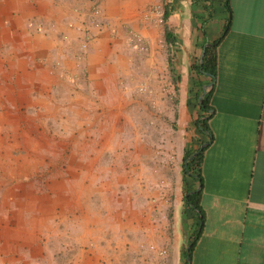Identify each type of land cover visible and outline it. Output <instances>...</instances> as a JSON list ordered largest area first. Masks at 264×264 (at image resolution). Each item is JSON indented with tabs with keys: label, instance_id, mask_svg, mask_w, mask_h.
Wrapping results in <instances>:
<instances>
[{
	"label": "crops",
	"instance_id": "0c3cea01",
	"mask_svg": "<svg viewBox=\"0 0 264 264\" xmlns=\"http://www.w3.org/2000/svg\"><path fill=\"white\" fill-rule=\"evenodd\" d=\"M95 4L98 25L91 21ZM159 8L170 12L164 24ZM81 25L93 36L84 54ZM134 32L146 50L131 47ZM217 40L210 139L196 121L212 84L194 63ZM140 82L152 85L150 102L160 103L161 113L135 92ZM162 85H176V92L160 95ZM45 100L62 118L58 128L67 130L71 116L86 119V127L79 120V129L69 128L78 134L70 144L77 171L71 188L59 184L39 211L30 200L23 209L16 203L13 220L0 221V264H186L196 227L184 201L189 188L201 191L204 212L190 264H264V0H0V115L19 114L14 104L25 101L22 117H30V105ZM164 114L181 130L176 149L168 141L166 156L157 157L153 143L136 146L128 159L133 168L121 167L118 157L110 173L106 166L92 172L102 145L92 156L91 131H115L110 116L141 129L147 119L159 125ZM207 141L201 183L183 163ZM174 152L175 161L168 157ZM169 195L170 221L157 216L164 202L146 201Z\"/></svg>",
	"mask_w": 264,
	"mask_h": 264
},
{
	"label": "rangeland",
	"instance_id": "374dc122",
	"mask_svg": "<svg viewBox=\"0 0 264 264\" xmlns=\"http://www.w3.org/2000/svg\"><path fill=\"white\" fill-rule=\"evenodd\" d=\"M164 22L160 24H164ZM167 54L170 61L172 58L171 53L167 52ZM171 86L162 85L159 94L170 95V91L175 93L176 85H174L173 90H170ZM210 87L206 86L208 90ZM152 88L149 82H140L137 84L135 92L142 94L143 98L148 100L149 110L152 108L156 110L157 108L161 113L162 106L160 103L157 107L155 102H150L151 95L155 93ZM160 99H164V97L160 98L159 96V101ZM46 103L47 106H45ZM5 104L12 107L9 105L10 103L6 102ZM27 106L28 103L25 101H16L14 107L20 109L19 114H14L17 113L15 110L13 114L6 111L4 116L0 115V221L13 220L11 216L14 213L16 203L23 209L24 205L28 207V200H30L32 208L39 211L42 207L39 202H42L43 198L48 199L53 196V190L55 191L59 184L63 182L66 183L67 189L71 188V176H75L77 171V165H71L70 158L74 150L70 144H72V141H76L78 134L69 128L79 129V120H82L83 123L81 124L86 127V123H84L86 119L76 115L66 118L69 127L66 130L64 127L58 128L59 121L62 118L58 115L59 113L56 114L57 111L52 110L53 105L50 101L45 100L44 105L41 104L40 106L37 103L30 105V117H22L27 112L21 109H25ZM171 118L169 115L164 114L159 118V125L156 124L155 126L152 125L155 121L147 119L140 129L138 124L136 127L124 125L123 117L110 116L108 124L115 131L110 132L108 129L104 133L93 131L90 133V138L94 141L93 147L89 150L93 151L92 156L95 153L98 154L99 149H97V146L100 148L102 145V157H98L96 164H91L92 172L98 171L101 166H106L107 173H110L109 168L113 166L114 159H118V157L123 160L121 167L123 166L126 170L133 168L134 165L130 166L128 159L136 153V146L140 149L139 146H151L153 143L155 145L153 146L155 156L157 157L165 155L166 147L164 148V146H166V142H171V148L176 149L178 144H173L176 142L181 130L170 125L172 123ZM89 119L92 120V117ZM132 120L135 122V118H132ZM152 126L153 128H150ZM60 139L64 142L62 148L56 147L55 143L57 141L59 144ZM79 150L81 153V149ZM168 157H172L175 161L176 153H171ZM93 159L94 157H92ZM169 163L173 164V161H169ZM122 172L125 173V169H122ZM169 175L172 176V173H169ZM94 182L99 184L98 180ZM159 186H163V181H160ZM164 186L168 187V185ZM23 194H25V197H23ZM162 197L156 199L154 196H148L146 201L151 205L158 206H161L160 203L164 202L162 204L165 210L157 208V216L170 221L173 219L174 196ZM149 247L152 248L151 245Z\"/></svg>",
	"mask_w": 264,
	"mask_h": 264
},
{
	"label": "trees",
	"instance_id": "16d2710c",
	"mask_svg": "<svg viewBox=\"0 0 264 264\" xmlns=\"http://www.w3.org/2000/svg\"><path fill=\"white\" fill-rule=\"evenodd\" d=\"M169 10L166 8L165 10V18L169 15ZM168 39L171 38V34L167 32ZM171 40V39H170ZM219 40L213 42L212 45L208 46L206 48L205 56L203 58L202 63H194L195 71L198 75H208L211 80L212 88L206 93L205 97L200 101V109L204 112V114L199 115L196 125L199 127V130L203 134H208L210 139H212V132L209 127V118L211 117V110L212 107L210 106V100L211 95L214 89V82L217 76V46H218ZM172 60L170 59V65H172ZM203 92V89L201 90V93ZM209 142H202L200 148L192 152H187L186 156L184 157V163H183V170L186 175H190L191 177L197 176L199 178V182H203V177L201 174L202 169V163L204 158V152L206 149V145ZM195 153V154H194ZM192 189H188L186 193L184 194V201L186 205L189 206L191 210H193L196 213V218L193 222V224L196 225L195 231L192 235V239L189 243V247L185 251V257L187 260V263H189L188 259L191 260L192 252L194 245L197 241V238L200 235V230L202 229L203 222H204V212L200 205L199 199L201 191H196L194 193H191Z\"/></svg>",
	"mask_w": 264,
	"mask_h": 264
},
{
	"label": "built area",
	"instance_id": "2783aa9c",
	"mask_svg": "<svg viewBox=\"0 0 264 264\" xmlns=\"http://www.w3.org/2000/svg\"><path fill=\"white\" fill-rule=\"evenodd\" d=\"M155 11V10H153ZM157 19L159 23H163L165 21V9L159 8L158 10ZM102 16V11L100 9L99 4H95L93 9L91 10V21L94 24H99V18ZM32 25H34L33 22H31ZM39 27H42L43 24H39ZM78 31L82 34L81 35V42H80V52L82 54L86 53L88 50L90 41L92 39V32L90 29H86L84 26H78ZM130 45L132 48L137 50H146V44H144L142 40V36L139 33H132L129 39ZM167 253L166 249L159 250V254L164 256Z\"/></svg>",
	"mask_w": 264,
	"mask_h": 264
},
{
	"label": "water",
	"instance_id": "95a60500",
	"mask_svg": "<svg viewBox=\"0 0 264 264\" xmlns=\"http://www.w3.org/2000/svg\"><path fill=\"white\" fill-rule=\"evenodd\" d=\"M209 45H211V44H209ZM205 52H206V48H205L204 51H203V54H202V57H201V61H200V63L203 62V58H204V56H205ZM210 86H212V85H210ZM209 90H210V89H209ZM209 90H208L207 88H205L203 94H202L201 97H200L201 100L205 97L206 93H207ZM188 261H189L188 264H190V263H191V260L188 259Z\"/></svg>",
	"mask_w": 264,
	"mask_h": 264
}]
</instances>
